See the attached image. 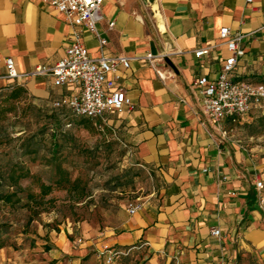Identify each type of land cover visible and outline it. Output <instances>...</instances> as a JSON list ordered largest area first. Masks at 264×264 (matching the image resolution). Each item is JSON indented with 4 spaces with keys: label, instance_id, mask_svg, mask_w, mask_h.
<instances>
[{
    "label": "crops",
    "instance_id": "crops-1",
    "mask_svg": "<svg viewBox=\"0 0 264 264\" xmlns=\"http://www.w3.org/2000/svg\"><path fill=\"white\" fill-rule=\"evenodd\" d=\"M223 27L243 37L234 79L264 83V0H105L97 33L41 0H0V88L16 84L38 102L66 104L73 91L34 71L54 67L75 30L92 58L131 59L108 77L132 107L106 119L153 171L157 189L104 237L72 250L77 261L108 244L142 255L140 264H264V147L235 137L244 116L215 124L196 84L216 79L231 56ZM8 57L17 78L7 75Z\"/></svg>",
    "mask_w": 264,
    "mask_h": 264
},
{
    "label": "rangeland",
    "instance_id": "rangeland-1",
    "mask_svg": "<svg viewBox=\"0 0 264 264\" xmlns=\"http://www.w3.org/2000/svg\"><path fill=\"white\" fill-rule=\"evenodd\" d=\"M10 91L0 89V170L20 165L29 176L20 180L26 189L20 202L16 196V202L0 200V264H106L101 250L80 262L71 251L104 237L131 203L150 198L157 189L153 171L107 120L69 109L61 116L65 108L33 101L27 93L16 101ZM233 130L243 144L264 147L261 111L245 115ZM53 131L60 145L56 157ZM142 258L131 252L114 264H140Z\"/></svg>",
    "mask_w": 264,
    "mask_h": 264
},
{
    "label": "built area",
    "instance_id": "built-area-1",
    "mask_svg": "<svg viewBox=\"0 0 264 264\" xmlns=\"http://www.w3.org/2000/svg\"><path fill=\"white\" fill-rule=\"evenodd\" d=\"M63 14L67 21L73 24H83L91 32L97 33L96 23L101 18V9L105 0H41ZM253 4L254 0H245ZM114 23H110L113 26ZM220 36L226 39L231 52L214 80L207 76L200 77L196 84L202 94L203 107L211 120L221 125L227 119L237 120L253 111L264 112V83H249L236 81L234 72L238 60L245 54L241 45L242 35L232 34L228 27L221 29ZM101 45L106 44L105 39L100 40ZM210 47L195 51L197 57L207 54ZM146 58L152 61L153 55L147 53ZM130 58L124 56L102 55L92 58L88 48L81 41V33L73 32L70 44L64 56L52 68L39 66L34 74H50L56 86H66L73 92L66 105L79 116L95 121H106L107 116L114 112L131 108L132 102L126 91L117 87L115 79L108 77L115 71L118 64L126 67L130 65ZM7 75L14 79L18 77L16 63L13 58L6 59ZM59 106L60 103H55ZM263 181L257 182V187L263 189ZM141 207V203H131L128 212L134 214ZM220 229L215 228L212 234L220 236ZM101 253L106 264H114L117 259L129 254L124 250L108 244L103 245Z\"/></svg>",
    "mask_w": 264,
    "mask_h": 264
},
{
    "label": "trees",
    "instance_id": "trees-1",
    "mask_svg": "<svg viewBox=\"0 0 264 264\" xmlns=\"http://www.w3.org/2000/svg\"><path fill=\"white\" fill-rule=\"evenodd\" d=\"M10 89V97L16 101H19L20 97L22 96L23 93H27L26 89L22 86L16 85V84H11L5 87H2L0 89ZM28 94V93H27ZM33 101H36L34 98L29 96ZM46 104V103H44ZM50 105V104H46ZM58 108H65L62 109V115L65 116L66 113L68 112L67 109H69L72 113H74L66 104H60L59 106H56L55 104L53 105ZM65 110V111H64ZM262 114L264 112L261 111ZM75 114V113H74ZM56 115H59V113H56ZM86 118V117H85ZM52 140H53V147H52V157H56L60 148V145L57 141V132L53 131L52 134ZM29 176V171L24 170L23 167L20 165H13L11 168L6 169L4 171L0 170V200H3L5 203H12V202H20L21 197L18 196L19 192H25V188L22 187L20 184V180L22 178H25ZM71 182V181H70ZM8 188V190H5L4 188ZM43 188H48V191L51 190V187L42 185ZM47 191V192H48ZM16 196L17 200H14V197ZM18 196V197H17ZM35 195L33 194H28L27 197L29 198H34ZM28 204V203H27ZM29 206V205H27ZM38 212H36L37 214ZM32 218V217H31ZM31 220V219H30ZM1 228V227H0Z\"/></svg>",
    "mask_w": 264,
    "mask_h": 264
}]
</instances>
